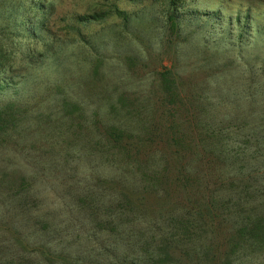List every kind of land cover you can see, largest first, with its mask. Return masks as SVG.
I'll list each match as a JSON object with an SVG mask.
<instances>
[{
    "label": "rangeland",
    "instance_id": "374dc122",
    "mask_svg": "<svg viewBox=\"0 0 264 264\" xmlns=\"http://www.w3.org/2000/svg\"><path fill=\"white\" fill-rule=\"evenodd\" d=\"M0 264H264V0H0Z\"/></svg>",
    "mask_w": 264,
    "mask_h": 264
},
{
    "label": "trees",
    "instance_id": "16d2710c",
    "mask_svg": "<svg viewBox=\"0 0 264 264\" xmlns=\"http://www.w3.org/2000/svg\"><path fill=\"white\" fill-rule=\"evenodd\" d=\"M161 1H167V0H161ZM169 1H171V0H169ZM173 1H175V0H173Z\"/></svg>",
    "mask_w": 264,
    "mask_h": 264
}]
</instances>
